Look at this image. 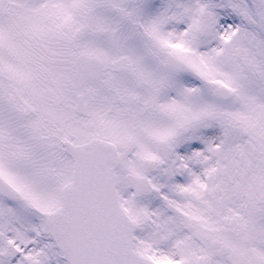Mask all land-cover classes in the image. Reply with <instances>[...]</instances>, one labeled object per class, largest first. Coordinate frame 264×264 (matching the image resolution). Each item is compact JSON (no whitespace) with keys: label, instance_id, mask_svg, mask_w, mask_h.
<instances>
[{"label":"snow or ice","instance_id":"6c2138e0","mask_svg":"<svg viewBox=\"0 0 264 264\" xmlns=\"http://www.w3.org/2000/svg\"><path fill=\"white\" fill-rule=\"evenodd\" d=\"M0 264H264V0H0Z\"/></svg>","mask_w":264,"mask_h":264}]
</instances>
